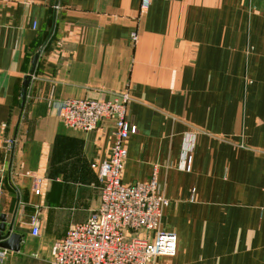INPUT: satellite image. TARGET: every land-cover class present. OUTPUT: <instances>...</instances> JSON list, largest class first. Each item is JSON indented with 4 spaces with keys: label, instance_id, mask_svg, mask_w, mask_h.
<instances>
[{
    "label": "crops",
    "instance_id": "0c3cea01",
    "mask_svg": "<svg viewBox=\"0 0 264 264\" xmlns=\"http://www.w3.org/2000/svg\"><path fill=\"white\" fill-rule=\"evenodd\" d=\"M140 2L0 0V217L19 236L0 264H49L97 209L114 120L82 132L60 106L124 91L121 181L154 176L176 236L154 264H264V0Z\"/></svg>",
    "mask_w": 264,
    "mask_h": 264
},
{
    "label": "built area",
    "instance_id": "2783aa9c",
    "mask_svg": "<svg viewBox=\"0 0 264 264\" xmlns=\"http://www.w3.org/2000/svg\"><path fill=\"white\" fill-rule=\"evenodd\" d=\"M150 0H141L140 12ZM136 34L132 35L133 40ZM129 94L124 91L110 100L64 99L60 120L82 132L96 130L107 119L114 120V139L107 159L96 167L100 202L82 223L71 225L51 248L49 264H154L158 256L174 254L176 236L161 224L169 204L153 176L148 182L124 184L121 172L127 155L125 141L135 133L126 117ZM191 155L183 169L188 171ZM36 194L39 189H35ZM3 253H0V260Z\"/></svg>",
    "mask_w": 264,
    "mask_h": 264
},
{
    "label": "water",
    "instance_id": "95a60500",
    "mask_svg": "<svg viewBox=\"0 0 264 264\" xmlns=\"http://www.w3.org/2000/svg\"><path fill=\"white\" fill-rule=\"evenodd\" d=\"M36 58H37V54H35V56L33 57L30 72L27 76H25L23 81V86L21 90V100H22L21 106L23 105V102L25 100V91L30 79V75L33 72ZM4 232L5 234L3 235ZM18 241H19V236L17 234L10 233V228L6 230L5 217L1 216L0 217V247L16 250L18 246L17 243Z\"/></svg>",
    "mask_w": 264,
    "mask_h": 264
},
{
    "label": "rangeland",
    "instance_id": "374dc122",
    "mask_svg": "<svg viewBox=\"0 0 264 264\" xmlns=\"http://www.w3.org/2000/svg\"><path fill=\"white\" fill-rule=\"evenodd\" d=\"M78 206H81V202H79V201L76 203V207H78ZM61 223L62 224H67V219L62 220Z\"/></svg>",
    "mask_w": 264,
    "mask_h": 264
}]
</instances>
